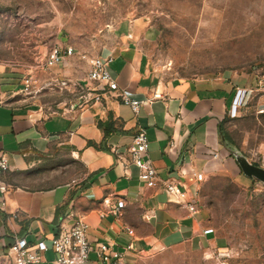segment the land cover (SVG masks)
<instances>
[{
  "label": "crops",
  "instance_id": "0c3cea01",
  "mask_svg": "<svg viewBox=\"0 0 264 264\" xmlns=\"http://www.w3.org/2000/svg\"><path fill=\"white\" fill-rule=\"evenodd\" d=\"M135 27L134 23L122 25L117 44L100 54H113L110 66L121 89L140 98L156 91L162 94L143 102L137 114L116 93L100 99L91 93L52 113L42 104L0 101V152L6 154L10 167L2 173L7 190L0 191L4 201L0 208V264H15L8 250L19 236H26L30 243L44 240L49 249L36 264H55L52 240L62 225L68 226L78 215L88 222L93 244L88 264H113L112 256L104 260L100 255L103 243L108 245L106 254L121 252L129 264H140L153 254L182 257L194 252L204 254L203 264H216L218 251L228 249L225 238L209 225L198 198L210 175L253 179L243 173L232 141L221 127L253 100L255 107L262 102L261 93L252 91L258 81L230 74L165 77L151 67ZM90 59L68 56L56 67L57 77L81 80L84 86ZM140 128L149 140L144 157L152 161L160 179L185 185L187 193L181 202L160 184L145 185L139 168L134 163L126 166L113 151L114 146H129ZM125 157L130 158L128 153ZM72 162L80 163L82 175L69 173ZM197 172L203 174L202 180L197 179ZM120 199L124 207L114 214L110 209ZM191 203H195V211L189 208ZM208 228L213 231L205 232Z\"/></svg>",
  "mask_w": 264,
  "mask_h": 264
},
{
  "label": "rangeland",
  "instance_id": "374dc122",
  "mask_svg": "<svg viewBox=\"0 0 264 264\" xmlns=\"http://www.w3.org/2000/svg\"><path fill=\"white\" fill-rule=\"evenodd\" d=\"M129 23L136 24L151 67L165 77L264 74V0H0V101L63 110L85 89L59 83L58 68L45 64L52 50L71 45L78 59L93 58L116 45L120 27ZM253 104L227 118L224 128L234 151L264 166V113ZM68 169L73 176L84 173L77 162ZM198 200L209 225L227 241L229 260L264 264V183L210 175ZM203 259L199 252L153 254L140 264Z\"/></svg>",
  "mask_w": 264,
  "mask_h": 264
},
{
  "label": "built area",
  "instance_id": "2783aa9c",
  "mask_svg": "<svg viewBox=\"0 0 264 264\" xmlns=\"http://www.w3.org/2000/svg\"><path fill=\"white\" fill-rule=\"evenodd\" d=\"M75 48L71 45H58L46 59V66L48 68L57 67L61 65L68 56L75 54ZM86 54H83L84 58ZM114 56L112 53L99 54L90 59V67L83 79L86 84L82 86L86 91L82 93L80 98H88V95L93 93V97L100 99L104 95L116 93L121 98V101L129 105L132 111L137 114L140 106L145 101H151L155 98L162 97V94L156 91L151 97L140 98L127 90L121 89L115 79L113 70L111 69V62ZM258 85L252 88L253 92H260L263 100L256 106L258 113L264 112V74H255ZM59 83L63 86L77 87L81 84V80L69 81L65 78L59 79ZM242 103H245V101ZM247 105V104H246ZM149 148V140L144 128L134 134L132 142L124 149H119L114 146L113 151L117 158L129 165L134 163L139 168L140 180L149 187L161 185V187L177 201H182L186 196V187L180 181H171L169 179L162 180L159 177L156 167L150 159L144 157ZM128 153L130 158H126ZM126 165V166H127ZM9 162L4 152H0V191L4 194L7 190V185L2 179V173L8 170ZM198 180L203 179V174L195 173ZM3 197L0 196V208L3 207ZM124 207V201L118 200L117 204L113 206L110 211L118 214L121 208ZM192 211L196 210L195 203L189 204ZM61 232L52 240V249L55 254V264H88L89 254L93 248L92 242L88 237V222L83 215L74 216L72 222L68 225L61 226ZM213 228L206 229L205 232H212ZM132 233V230H129ZM35 251L31 250V247ZM108 248L106 243L100 246V255L104 260H110L111 256L114 258L113 264H129L125 256L121 252H113L112 255L106 254L105 250ZM49 249L44 240H37L35 243H30L26 236L16 237L9 245L8 253L14 258L15 264H36L43 259V252ZM219 264H256L254 262L231 261L232 252L228 249L225 251H218Z\"/></svg>",
  "mask_w": 264,
  "mask_h": 264
},
{
  "label": "water",
  "instance_id": "95a60500",
  "mask_svg": "<svg viewBox=\"0 0 264 264\" xmlns=\"http://www.w3.org/2000/svg\"><path fill=\"white\" fill-rule=\"evenodd\" d=\"M233 153L245 175L264 183V166L251 162L243 153L234 150Z\"/></svg>",
  "mask_w": 264,
  "mask_h": 264
},
{
  "label": "trees",
  "instance_id": "16d2710c",
  "mask_svg": "<svg viewBox=\"0 0 264 264\" xmlns=\"http://www.w3.org/2000/svg\"><path fill=\"white\" fill-rule=\"evenodd\" d=\"M99 125H105V123H103L102 121H99ZM221 130H222L223 135L228 139L229 135H228L227 131L222 127H221Z\"/></svg>",
  "mask_w": 264,
  "mask_h": 264
}]
</instances>
